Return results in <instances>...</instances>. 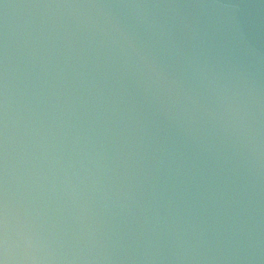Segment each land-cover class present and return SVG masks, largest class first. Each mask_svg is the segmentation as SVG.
<instances>
[{
	"label": "water",
	"instance_id": "1",
	"mask_svg": "<svg viewBox=\"0 0 264 264\" xmlns=\"http://www.w3.org/2000/svg\"><path fill=\"white\" fill-rule=\"evenodd\" d=\"M0 260L264 264V0H0Z\"/></svg>",
	"mask_w": 264,
	"mask_h": 264
},
{
	"label": "clouds",
	"instance_id": "2",
	"mask_svg": "<svg viewBox=\"0 0 264 264\" xmlns=\"http://www.w3.org/2000/svg\"><path fill=\"white\" fill-rule=\"evenodd\" d=\"M0 264H5V262L3 260H0Z\"/></svg>",
	"mask_w": 264,
	"mask_h": 264
}]
</instances>
